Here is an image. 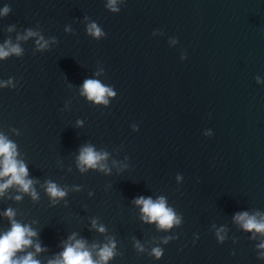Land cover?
Returning <instances> with one entry per match:
<instances>
[{"label":"water","instance_id":"95a60500","mask_svg":"<svg viewBox=\"0 0 264 264\" xmlns=\"http://www.w3.org/2000/svg\"><path fill=\"white\" fill-rule=\"evenodd\" d=\"M114 2L119 12L110 0H0V10L9 8L0 45L21 49L0 59V80L16 84L0 88V133L17 145L38 193L33 200L10 186L0 213L12 208L37 230L41 264L72 233L97 246L94 258L114 239L108 264H264V233L233 218L247 211L264 219V83L256 79L264 81V0ZM92 22L105 37L87 34ZM85 78L116 97L87 100ZM88 144L108 154L105 169L79 170ZM46 180L66 197L53 204ZM141 195L166 197L180 225L144 222L134 203ZM10 226L0 215V231ZM156 246L159 260L150 254ZM28 251L34 246L17 255Z\"/></svg>","mask_w":264,"mask_h":264},{"label":"clouds","instance_id":"9594fccd","mask_svg":"<svg viewBox=\"0 0 264 264\" xmlns=\"http://www.w3.org/2000/svg\"><path fill=\"white\" fill-rule=\"evenodd\" d=\"M108 7L114 11L119 12L120 9L116 6L114 0H110ZM9 12V8L5 6L0 10V15H5ZM156 31L153 32L155 35ZM87 34L93 38L99 40L101 36L105 37V31H102L95 22L87 25ZM28 35H37L31 30L28 31ZM55 39V38H53ZM178 39H174L172 42L176 43ZM37 46L40 49H44L48 45V41L41 35L36 41ZM21 49L18 45L8 46V42L5 45H0V59L6 58L10 53L19 54ZM181 59H186V53L181 55ZM13 77H9L8 80H0V88L2 87H16L13 83ZM257 83L261 84L259 77L256 78ZM80 94L85 96L87 100L93 103H103L108 105L110 103L108 97H116L117 92L112 86L104 85L100 80L94 78H85L80 86ZM135 131H138V125L134 127ZM210 136L213 133H209ZM106 152H101L95 149L91 144L84 145L79 149L77 156V167L81 172L88 169H105V165L101 163L106 157ZM18 151L17 145L10 140L6 135L0 133V197L4 196L6 190L16 185L18 191L28 193L33 200L38 199V193L34 187V180L29 177V170L27 165L17 159ZM180 179V176H177ZM45 192L49 196L53 204L57 203L59 199L66 197L67 189L58 185L55 181L46 180L44 182ZM22 197L17 195L15 199L20 200ZM134 203L141 206L140 211L142 213L141 219L146 223H152L157 226L158 229L168 230L173 226H179L182 216L177 214L176 211L167 204L166 197L158 196L155 199L151 196H138L134 198ZM0 215L7 216L10 221V228L4 231H0V264H41L40 260L34 258L36 253L44 251L39 240H34V237H38L36 229L29 224H24L15 219L16 212L12 208H7ZM242 228L246 231H253L255 233H264V219L258 220L255 214H250L247 211H240L234 214L233 217ZM93 227H98L100 232H104V226H97L95 220L93 221ZM223 229L217 231L216 237L219 243H223L225 236L221 235ZM177 237H168L163 242L167 243L168 239H176ZM198 238V237H197ZM63 249L56 254L54 259H49L48 264H108L116 251L115 240L111 239L107 243L98 247L95 257L91 251L92 247L96 245L88 246L87 241L83 238H77L76 233H72L68 236L66 241H63ZM29 246H34L35 252L28 251L24 255H17L18 252H24ZM135 246L139 251H143V246L139 241L135 242ZM257 247L264 248V241H262ZM164 249L160 246L153 247L151 249V255L159 260L162 258ZM260 256H264V253H260Z\"/></svg>","mask_w":264,"mask_h":264}]
</instances>
